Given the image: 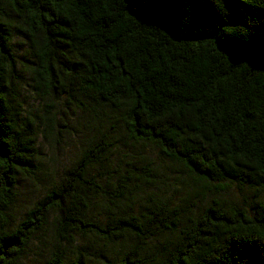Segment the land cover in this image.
<instances>
[{
	"label": "trees",
	"instance_id": "obj_1",
	"mask_svg": "<svg viewBox=\"0 0 264 264\" xmlns=\"http://www.w3.org/2000/svg\"><path fill=\"white\" fill-rule=\"evenodd\" d=\"M17 32L32 66L19 61ZM27 77L45 97L46 130L53 95L79 110L95 102L131 143L186 173L183 201L140 202L155 169L142 155L115 163L102 138L17 216L19 178L41 156L23 116ZM226 183L264 191V0H0V264H17L49 232L46 264H88L59 247L76 234L164 242L151 263L129 251L104 264H264V208L210 203Z\"/></svg>",
	"mask_w": 264,
	"mask_h": 264
},
{
	"label": "rangeland",
	"instance_id": "obj_2",
	"mask_svg": "<svg viewBox=\"0 0 264 264\" xmlns=\"http://www.w3.org/2000/svg\"><path fill=\"white\" fill-rule=\"evenodd\" d=\"M14 48L19 61L26 66H32V50L20 32L15 35ZM23 74L26 75L25 70ZM19 85L25 122L33 124L40 134L38 145L41 156L37 161L38 172L32 177L19 178L17 201L13 208L17 216L21 217L46 189L60 180L67 167L77 161L91 144L102 138L114 143L115 150L112 155L115 163L125 164L131 157L142 155L143 159H139L138 163H150L155 169L154 180L145 182L138 193L140 202L150 201L151 198H169L175 204L183 201L191 183L186 173L154 149L145 150L144 146L131 143L126 138L122 125L116 123L113 116L95 102H89L88 110H79L77 107L70 108L65 101L53 95L50 99L54 104L52 109L56 116L55 123L46 130L48 108H45L46 100L41 90L31 77H27ZM65 107L67 109L64 111ZM214 200L243 209L248 214L260 215L264 208V191L244 189L236 184L226 183L224 189L209 193V202L214 203ZM100 203L107 205L108 201H100L98 205ZM120 205L121 209L129 208L124 203ZM54 242L50 232L44 234L33 242L17 264H46ZM163 244L164 242L155 240L149 245H140L133 238L109 241L76 234L72 243L60 242L59 247L65 249L70 257L83 251L88 257V264H104L129 251H134V255L142 251L143 257L147 258L145 261L151 263L163 253L159 251ZM78 245L81 247H77Z\"/></svg>",
	"mask_w": 264,
	"mask_h": 264
}]
</instances>
